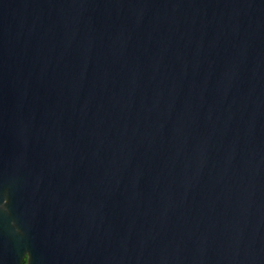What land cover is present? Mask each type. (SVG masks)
I'll return each mask as SVG.
<instances>
[{"label": "water", "instance_id": "95a60500", "mask_svg": "<svg viewBox=\"0 0 264 264\" xmlns=\"http://www.w3.org/2000/svg\"><path fill=\"white\" fill-rule=\"evenodd\" d=\"M0 264H264V0H0Z\"/></svg>", "mask_w": 264, "mask_h": 264}]
</instances>
